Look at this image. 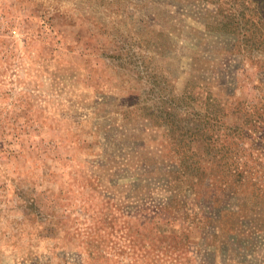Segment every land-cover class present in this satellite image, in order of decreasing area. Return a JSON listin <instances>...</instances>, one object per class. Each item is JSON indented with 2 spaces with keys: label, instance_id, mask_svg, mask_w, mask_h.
Returning <instances> with one entry per match:
<instances>
[{
  "label": "rangeland",
  "instance_id": "374dc122",
  "mask_svg": "<svg viewBox=\"0 0 264 264\" xmlns=\"http://www.w3.org/2000/svg\"><path fill=\"white\" fill-rule=\"evenodd\" d=\"M0 264H264V0H0Z\"/></svg>",
  "mask_w": 264,
  "mask_h": 264
}]
</instances>
